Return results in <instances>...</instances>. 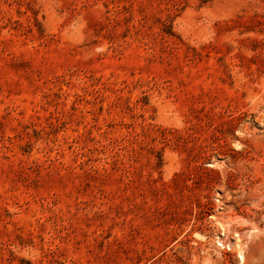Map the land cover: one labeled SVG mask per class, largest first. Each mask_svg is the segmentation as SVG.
<instances>
[{
    "label": "rangeland",
    "instance_id": "obj_1",
    "mask_svg": "<svg viewBox=\"0 0 264 264\" xmlns=\"http://www.w3.org/2000/svg\"><path fill=\"white\" fill-rule=\"evenodd\" d=\"M0 264H264V0H0Z\"/></svg>",
    "mask_w": 264,
    "mask_h": 264
}]
</instances>
